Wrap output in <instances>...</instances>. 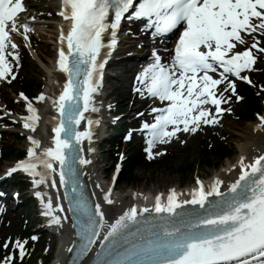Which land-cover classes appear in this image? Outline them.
Here are the masks:
<instances>
[{
	"label": "snow or ice",
	"instance_id": "1",
	"mask_svg": "<svg viewBox=\"0 0 264 264\" xmlns=\"http://www.w3.org/2000/svg\"><path fill=\"white\" fill-rule=\"evenodd\" d=\"M23 10L22 0H0V78L6 79L12 73L9 56L19 60L17 52L9 51L18 48L12 34L19 33L22 27V35L28 39L30 26L21 25L18 20ZM126 13L129 20H145V28L154 29V35L177 26L183 29L170 61L162 62L154 52V63L137 77L142 87L136 90L163 104L152 108L156 113L154 122L143 124L150 137L146 149L149 158L154 155L151 150L157 142L168 143L181 131L194 133L201 123H216L217 114L225 111L221 105L231 100L225 93L236 92L235 80L230 77L252 84L243 73L252 70L258 56L264 57V0H62L59 15L67 21V30L60 35L58 66L67 80L58 98L52 99L61 114L52 129L54 147L37 151L41 141L29 136L28 158L18 162L11 172L23 169L36 186L48 184L51 178L53 188L57 187L54 174L59 173V184L71 186L72 195L66 191L65 198L69 200L68 211L80 222L78 234L84 241V250L99 241L108 257L100 264H264V156L250 165L240 158L239 178L227 194L219 188L223 181L217 179L206 191L197 179L198 190H194L191 200L181 203L199 205L205 209L202 215L185 218L177 213L181 203L174 190L166 204L157 196L155 212L171 216L161 217V223L148 229V236L139 229L132 231L140 223L137 207L106 224L101 204H95L93 210L77 187L76 162L83 165L91 161L70 153H74V142L91 138V131L80 132L76 126L85 119L84 112L89 108L97 111L92 93L100 81L95 77L102 76L110 54L102 55V49L110 50L116 45L117 29ZM109 30L111 38L106 44L104 34ZM222 84H226L223 90L218 87ZM20 95L28 101L27 96ZM36 99L43 101L45 96L41 93ZM27 108L32 115L24 127L35 131L39 116L31 102ZM92 123L89 119L88 124ZM110 192L111 189L104 195L109 204L113 203ZM35 195L41 198L49 224L60 225L62 218L56 212H64V206L58 203L53 207L51 198L45 202L40 191ZM213 195L220 198L219 202L208 200ZM15 247L23 258L24 245L17 241ZM12 259L9 255L4 264H10Z\"/></svg>",
	"mask_w": 264,
	"mask_h": 264
},
{
	"label": "rangeland",
	"instance_id": "2",
	"mask_svg": "<svg viewBox=\"0 0 264 264\" xmlns=\"http://www.w3.org/2000/svg\"><path fill=\"white\" fill-rule=\"evenodd\" d=\"M41 44H44V43L42 42ZM42 66L34 62L33 63L29 62L28 67L22 72L29 77H35L37 82H41L43 80L42 78H44L43 76L45 75L43 72ZM240 107L241 105L238 107V109ZM233 122L238 124V127L244 128V129L241 128L244 131V133L248 134L251 131L250 124L245 123V122H237V121H233ZM236 129L239 130L238 128H235V129L232 128L233 131H235ZM211 136H213V134H211ZM208 137H209V133L204 132V134L202 133L197 138H194L193 141H191L192 143L190 142L188 146L186 147L178 146L179 151L176 153L177 156L174 157L173 160H169V161L164 160L162 162L152 164L151 166L137 165L135 167V174L139 182L136 183L132 187H138L139 189H142L145 191H148V190L155 191L160 188L167 189V187L172 186V185L173 186L179 185L182 187H187L193 184V175L196 172L197 168L201 169L202 173H205L208 171H212L214 173V172L221 170L222 167L228 164L229 162H233L235 160L236 155H234L235 153H232L233 152L232 149H235V146H234L235 141H234L228 144L227 143L223 144L225 146V151L230 152V157L229 159H223L218 167L199 164L200 160L202 159V152L200 150V141H198V139L200 140L207 139L208 144H210L211 141L210 139H208ZM212 139H214V137ZM104 157L106 159V160L104 159L105 163L109 164L110 162L107 158L108 155L105 154ZM212 158H213L212 160L213 163L219 162V158L217 157H212ZM189 162H192V164L195 165V167H193V169L187 171L186 173H181L180 168L184 166L185 163H189ZM106 164L103 163L101 164V166L104 167V165ZM132 187H129L123 182L119 183V188L122 189L123 193H127L129 191V188H132ZM20 210L22 211V213L27 214L30 220L32 219V213H31L30 208H27L26 206H24ZM12 216H13L15 224H19L22 222V218L19 219L20 217L19 213H17L16 215H11V217ZM13 229L14 228L6 227V230L3 233V235L5 236L9 232H14ZM46 241H47V238H46ZM39 255H42V253H40Z\"/></svg>",
	"mask_w": 264,
	"mask_h": 264
},
{
	"label": "bare ground",
	"instance_id": "3",
	"mask_svg": "<svg viewBox=\"0 0 264 264\" xmlns=\"http://www.w3.org/2000/svg\"><path fill=\"white\" fill-rule=\"evenodd\" d=\"M53 7L54 6H50V5L49 6H45V9H46V11H49V10L53 9ZM36 26H37V30H39L41 33H44L43 31L47 30L48 26L52 27V24H48V23H45V22H42V21L41 22L37 21L36 22ZM59 32H60L59 31V27L55 24L54 30H49V33H46L49 36V39H46V42L44 43V45H41L40 48H42L44 50H47V51L50 50L49 47L51 46V44L53 43V39H55L56 35L59 34ZM39 40H44V39H41V38H35L34 39L35 43H37V44L39 43ZM38 55L41 56V54H38ZM49 62L52 63V61H50V60H49ZM132 68L133 67H131L130 70ZM45 70H46L47 75H48V80L46 81V86H45V90H47L52 85L50 76L52 77L56 73L54 72V70H52V66L46 67ZM127 82H128V79L121 78V76H116V81H114L113 83L116 84L115 86H116V90L117 91H119V90H122V91L124 90L125 91L126 88H127ZM124 97H125V95H124ZM258 125L260 126L259 129H257V130L253 129V132H251V134L248 133L244 138H241L240 140L235 142V145L238 148L239 154H240V157L238 158L239 160H240L241 157H243L244 158V162H247L248 161L247 158L254 157V156H256L257 154H260L263 151V148H264V122L263 123H259V124L257 123L256 125L254 124L253 128H255V126L258 127ZM40 129L42 131L46 130L44 125H41ZM40 133H41V131H40ZM227 134H228L227 135V139L228 140H231L234 137V135L235 136L238 135V134H235L234 132H227ZM240 136H243V135H240ZM90 161L91 162L88 163V164L91 167L87 170L90 180L95 184L94 185L95 187H98V186H96L97 184L103 185V184H101V181H100V171H101L102 167H101L100 163L97 160V156L91 154ZM230 164H232V163H228L226 167L230 166ZM233 166L234 165H232V167ZM234 169H236V168H230L229 169V173L232 172ZM226 177H220L219 180L223 181V180H225ZM215 181H216V178H210V179L204 181L203 184L205 186H207V187H210ZM49 185H50V182L48 184H45V185L42 186L43 192H44V194L47 195L46 196L47 199L51 198L52 202H54V204L57 205L58 204V195H57L56 192H53V190H51V189L48 192L47 186H49ZM187 192L186 191L179 192L180 197L186 195ZM148 194H150V193H148ZM121 196H120L119 200H122ZM139 197H140V192L131 190V191H129V193L127 194L125 199L137 200ZM142 199L148 201L149 197L148 196L147 197H142ZM133 202H138V200L137 201H133ZM116 208H120L119 205H117ZM127 210H128V208L121 209V211L119 212L120 213L119 216L122 215L123 212H125ZM44 212H45V209L43 210V213ZM56 215H60V213L57 211ZM117 215H115V216H117ZM43 217L46 219L47 226L51 225L52 230L55 232V236L58 237V239H59L61 237V235L63 234V225H62V223L60 225L49 224L50 217L45 216L44 214H43ZM109 222H113V220H109ZM106 224H109V223L107 222ZM63 240H64V238H63ZM65 240H66V238H65ZM60 253L61 254L64 253L62 245L59 246V248H58V255Z\"/></svg>",
	"mask_w": 264,
	"mask_h": 264
},
{
	"label": "trees",
	"instance_id": "4",
	"mask_svg": "<svg viewBox=\"0 0 264 264\" xmlns=\"http://www.w3.org/2000/svg\"><path fill=\"white\" fill-rule=\"evenodd\" d=\"M131 177H132V176H131ZM131 177H130V178H131ZM129 180H130V179H129Z\"/></svg>",
	"mask_w": 264,
	"mask_h": 264
}]
</instances>
